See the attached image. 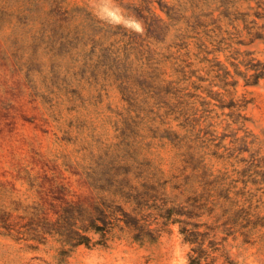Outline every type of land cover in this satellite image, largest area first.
Wrapping results in <instances>:
<instances>
[{"label":"rangeland","instance_id":"374dc122","mask_svg":"<svg viewBox=\"0 0 264 264\" xmlns=\"http://www.w3.org/2000/svg\"><path fill=\"white\" fill-rule=\"evenodd\" d=\"M161 2L192 14L193 0ZM221 2L179 52L158 0H0V264H190L199 244L168 211L201 225V264H264V0ZM134 8L164 22L149 34ZM93 51L82 73L76 58ZM107 154L128 166L136 201L108 189ZM111 200L157 239L141 245L110 219L107 239L90 233L98 243L59 261L49 222Z\"/></svg>","mask_w":264,"mask_h":264},{"label":"trees","instance_id":"16d2710c","mask_svg":"<svg viewBox=\"0 0 264 264\" xmlns=\"http://www.w3.org/2000/svg\"><path fill=\"white\" fill-rule=\"evenodd\" d=\"M215 1L217 0H193L190 8L192 14L186 16L184 13L180 12L179 9L169 7L163 4L161 0H158L160 9L165 12L168 19L171 21V23L165 25V27L168 28L169 26L180 25L177 34L178 42H175L172 45L177 47L179 52L182 49L187 48L189 45L187 41L188 39L197 37L196 35L199 33V29L204 26L203 17L213 15L214 10H211ZM221 3L225 4V0H222ZM118 6L119 8L127 9L126 13L127 15H130V8H126L121 3H119ZM217 10H220V6ZM133 11L139 19L143 20V26L149 34L155 32L157 28L161 27L160 23L164 22L162 17H157V19L151 18L150 20V18L143 16L140 8H134ZM220 11L227 17L235 14H230L228 8ZM153 15L155 16V12ZM93 54H95L94 51L83 58H76L77 61L83 63L81 67L82 73H86L88 68L91 67L90 62L94 59ZM106 57L108 58L105 54L98 55V64H103ZM263 74L264 73H259L256 75V78L261 77ZM165 136H171L173 140L178 139V136L173 131L169 130ZM123 151L126 152L123 156L129 155V157L132 158L134 155L133 153H130L129 149L124 148ZM99 162L98 166L102 168V173L107 179V186L109 187L108 189L110 192L116 196L132 199L126 200V203L136 201L139 195H132L133 189L130 186L131 182L128 178V166L124 164L122 160H117L113 155L108 154L105 157H101ZM139 166L150 170L153 173L152 178H154L159 171V169L154 171L155 167H153L147 158L142 162H139ZM140 175H142V173H140ZM87 176L94 179L93 174L87 173ZM109 203L111 204L99 202L92 208H89L82 203H69L62 208V212L59 214L56 221L49 222L45 232L53 235L57 234L59 236L58 241L61 243V247L58 250L59 261L63 262L66 256L69 255V252L79 246L85 245L89 247L98 243L94 242L90 233L100 234L101 238L107 239L106 235L112 230V228L109 227L111 224L110 219L116 221L115 226L117 225L116 227L121 233L126 231L131 233L133 241L138 242L141 245H144L147 241L154 242L157 239L154 230L150 229L149 226H146L147 224L144 218H138L131 215V213L124 210L122 204H116L117 202L115 200H111ZM137 204H140V200H138ZM109 209L113 212L109 213ZM180 214L181 213L178 212L168 211L165 217L173 223L181 224L180 232L184 236L186 242L199 244L198 248L192 249L194 254H191L189 259L190 264H201L202 259L207 258L209 255L203 245L204 239L198 237L199 235H203L198 231L201 225L191 224L184 220L173 218V215Z\"/></svg>","mask_w":264,"mask_h":264},{"label":"clouds","instance_id":"9594fccd","mask_svg":"<svg viewBox=\"0 0 264 264\" xmlns=\"http://www.w3.org/2000/svg\"><path fill=\"white\" fill-rule=\"evenodd\" d=\"M104 18L108 19L110 23L114 24H124L125 27L134 28L135 30H140V25L134 20H125L121 15L119 8H109L105 7L103 9Z\"/></svg>","mask_w":264,"mask_h":264}]
</instances>
